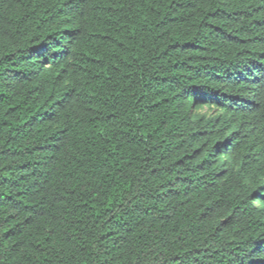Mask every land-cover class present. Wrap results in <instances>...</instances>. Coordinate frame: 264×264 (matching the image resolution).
Wrapping results in <instances>:
<instances>
[{"label": "trees", "instance_id": "obj_1", "mask_svg": "<svg viewBox=\"0 0 264 264\" xmlns=\"http://www.w3.org/2000/svg\"><path fill=\"white\" fill-rule=\"evenodd\" d=\"M0 264H264V0H0Z\"/></svg>", "mask_w": 264, "mask_h": 264}]
</instances>
